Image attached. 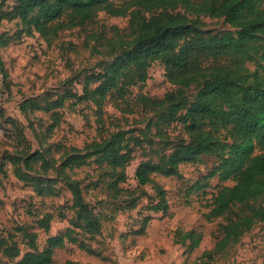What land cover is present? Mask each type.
<instances>
[{
	"label": "trees",
	"instance_id": "trees-1",
	"mask_svg": "<svg viewBox=\"0 0 264 264\" xmlns=\"http://www.w3.org/2000/svg\"><path fill=\"white\" fill-rule=\"evenodd\" d=\"M99 12L129 18L133 44L131 50L124 51L123 62L106 66L101 73L87 74L82 93L67 90L51 100L49 96L54 92H48L26 99L20 106L21 113L28 117L35 110L51 111L58 121L57 109L68 98L75 102L92 101L102 109L109 96H123L127 86L146 82L150 65L161 60L166 77L177 88L162 100L142 96L141 103L167 106L162 120L182 122L190 137L162 161L141 162L135 170V179L140 186L152 185L157 193L159 200L147 209L166 213L169 207L166 190L154 179V174L179 175L182 163L197 162L204 156L217 159L210 175L219 173L224 180L231 179L234 183L218 188L206 214L210 221L223 220L214 248L205 251L194 263L207 264L237 245L255 224L264 222V0H15V6L5 15L9 19L19 18L27 33L37 32L52 44L60 32L91 23ZM201 16L224 18L235 30L205 34L200 29ZM109 43L110 53L118 44L113 40ZM249 63H254V68ZM2 68L0 58L4 74ZM193 87L198 89L190 98L187 90ZM54 126L51 124L50 128ZM127 139L126 132L117 131L84 148L72 146L66 149L67 156L60 164L48 158L43 149H33L30 144L27 149L6 157L21 180L30 181L32 171L43 174L38 182H32L39 195L56 193L52 184H45L44 175L55 172L60 177L57 180L65 182L72 194L74 211L71 227L49 236L42 248L35 232L18 228L29 239L28 250L21 254L16 245L4 247L2 253L9 262L54 264L56 249L65 248L67 241L78 242V247L88 254L103 257L76 236L83 233L94 239L102 234L103 223L95 207L86 200L81 181L71 173L97 155V161L112 170L114 180L109 185L116 188L118 182L127 179L126 167L132 153ZM17 141L19 145L28 143ZM5 171L2 161L0 173ZM116 190L117 194L120 189ZM137 200L133 196L128 207L134 208ZM53 218L52 213L44 214L37 222L38 227L49 232ZM149 219L150 216L144 218L136 234L145 232ZM201 241L202 235L195 230L175 231V242L187 245L190 250L199 247ZM5 263L0 257V264ZM64 264L83 263L68 259Z\"/></svg>",
	"mask_w": 264,
	"mask_h": 264
},
{
	"label": "rangeland",
	"instance_id": "rangeland-1",
	"mask_svg": "<svg viewBox=\"0 0 264 264\" xmlns=\"http://www.w3.org/2000/svg\"><path fill=\"white\" fill-rule=\"evenodd\" d=\"M0 1L3 2L0 58L6 75L0 69V162H4L6 170L0 173L2 262L15 264L3 255L6 246L16 245L21 254L28 250L29 239L18 228L35 232L42 248L49 236L70 228V219L74 216L72 194L65 182L57 180L60 177L55 172L44 175L45 184H52L56 193L39 195L33 183L43 174L32 171L30 181L21 180L6 157L27 149L30 144L33 149H43L48 158L60 164L67 156L66 149L84 148L117 131L126 132L132 150L126 167L127 179L117 183L116 188L120 189L117 194L116 188L109 185L114 180L112 170L106 163L100 164L97 155L71 173L81 181L86 200L95 207L103 223L102 234L94 239L83 233L76 236L103 257L88 254L78 247V242L67 241L65 248L56 249L54 264H64L68 259L83 264H194L197 257L213 249L221 235L223 220L210 221L206 214L218 188L234 183L231 179L224 180L219 173L210 175L218 164L214 156L182 163L179 175L154 174V179L166 190L169 205L166 213L147 209L159 198L152 185L140 186L135 179V170L141 162L162 161L190 137L182 122L162 120V114L168 112L167 106L141 103L142 96L162 100L177 88L166 77L161 60L150 65L146 82L127 86L123 96H109L102 109L92 101L75 102L68 98L57 109L58 121L51 111L35 110L28 117L21 113L20 106L28 98L54 92L49 99L55 100L67 90L82 93L87 74H98L106 66L121 64L124 51L131 50L133 44L129 18L99 12L91 23L64 30L49 44L39 33H27L19 18L9 19L5 15L15 6V0ZM199 20L203 22L200 29L205 34L235 30L224 18L201 16ZM112 40L118 47L109 53ZM253 64L249 66L254 68ZM197 89H188V96L191 98ZM51 124L55 126L50 128ZM17 139L28 143L19 145ZM133 196L139 200L134 208H129ZM47 213L54 215L49 232L37 223ZM147 216L150 219L144 226L145 232L136 234ZM177 229L200 233L199 247L190 250L187 245L175 242ZM207 264H264V222L255 224L237 245Z\"/></svg>",
	"mask_w": 264,
	"mask_h": 264
}]
</instances>
